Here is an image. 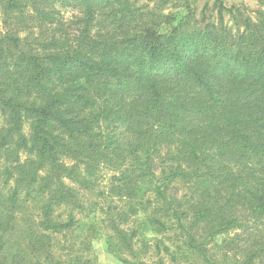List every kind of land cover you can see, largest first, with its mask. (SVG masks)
I'll return each instance as SVG.
<instances>
[{
  "label": "trees",
  "instance_id": "obj_1",
  "mask_svg": "<svg viewBox=\"0 0 264 264\" xmlns=\"http://www.w3.org/2000/svg\"><path fill=\"white\" fill-rule=\"evenodd\" d=\"M140 1L0 0V264H264V8Z\"/></svg>",
  "mask_w": 264,
  "mask_h": 264
},
{
  "label": "rangeland",
  "instance_id": "obj_2",
  "mask_svg": "<svg viewBox=\"0 0 264 264\" xmlns=\"http://www.w3.org/2000/svg\"><path fill=\"white\" fill-rule=\"evenodd\" d=\"M168 1V0H167ZM226 6H239L246 13L252 14L258 8H264V0H223ZM261 1V3H259ZM147 0H141L139 3H146ZM187 2H190L195 9V19L200 20L202 16H205L207 20L215 19L217 17V9L214 8V0H169L165 5L169 8H173V11H178L179 15H185V7L187 6ZM160 3V0H152L150 5ZM174 6V7H173ZM65 15H69L68 11ZM184 17V16H179ZM0 16V29H2V22ZM226 22L229 24L232 23L230 20V16L226 15ZM93 256L95 257V261L97 264H124L119 259L114 257L112 254L107 252L105 243L103 241H94L93 244Z\"/></svg>",
  "mask_w": 264,
  "mask_h": 264
}]
</instances>
